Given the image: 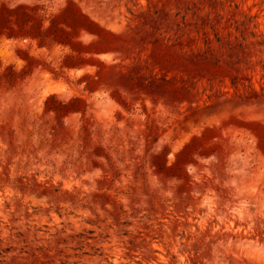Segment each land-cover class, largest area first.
Here are the masks:
<instances>
[{
    "label": "rangeland",
    "instance_id": "obj_1",
    "mask_svg": "<svg viewBox=\"0 0 264 264\" xmlns=\"http://www.w3.org/2000/svg\"><path fill=\"white\" fill-rule=\"evenodd\" d=\"M0 264H264V0H0Z\"/></svg>",
    "mask_w": 264,
    "mask_h": 264
}]
</instances>
